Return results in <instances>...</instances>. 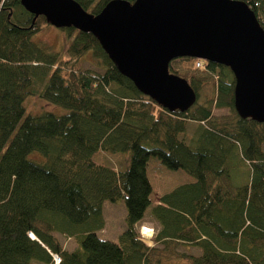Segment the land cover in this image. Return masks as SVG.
<instances>
[{
  "label": "trees",
  "instance_id": "obj_1",
  "mask_svg": "<svg viewBox=\"0 0 264 264\" xmlns=\"http://www.w3.org/2000/svg\"><path fill=\"white\" fill-rule=\"evenodd\" d=\"M76 1L97 14L111 0ZM242 1L264 29V0ZM49 25L21 0H0V264H264V123L237 113L230 68L173 59L169 71L187 80L197 100L169 111L119 72L93 34L61 28L72 37L64 59L35 42ZM89 52L100 71L77 68ZM211 84L215 95L200 103ZM35 95L66 112L27 114ZM217 109L229 115L217 118ZM190 123L199 131L189 136ZM237 150L251 168L243 185L232 183L227 165ZM107 155H124V167L108 165ZM150 157L195 180L151 208L158 223L151 248L136 238L151 206ZM105 201L126 207L117 241L97 235Z\"/></svg>",
  "mask_w": 264,
  "mask_h": 264
},
{
  "label": "water",
  "instance_id": "obj_2",
  "mask_svg": "<svg viewBox=\"0 0 264 264\" xmlns=\"http://www.w3.org/2000/svg\"><path fill=\"white\" fill-rule=\"evenodd\" d=\"M36 19L93 34L121 74L169 111H186L197 95L169 71L190 57L229 67L234 106L264 123V29L242 0H111L93 14L76 0H21Z\"/></svg>",
  "mask_w": 264,
  "mask_h": 264
},
{
  "label": "rangeland",
  "instance_id": "obj_3",
  "mask_svg": "<svg viewBox=\"0 0 264 264\" xmlns=\"http://www.w3.org/2000/svg\"><path fill=\"white\" fill-rule=\"evenodd\" d=\"M33 40L51 47L54 51L59 53L60 58L64 59L68 57L67 50L72 40L67 35V32L57 28L53 25L46 26L42 31L37 33ZM77 68L81 71H100L98 66V61L94 58L92 53H88L85 57L78 63ZM218 72V69H216ZM66 73V72H64ZM38 87H41L42 84L37 82ZM215 95V86L213 84L207 85L203 88L200 93L199 102L203 103L208 97ZM25 108L27 114H40L43 111L54 112L56 115H62L66 112L65 109L55 106L41 98L31 96L25 102ZM229 115L228 109H217L214 111V116L217 118L227 117ZM198 123H190L189 125V136L196 134L199 129ZM264 149V145H263ZM105 162L117 169H122L124 167L125 156L124 155H107L102 157ZM149 175L152 179V184L155 192L151 196V205L156 202V194L163 191H168L171 188L177 186L181 183V176L186 175L182 170H171L165 166L161 160L157 157L149 158ZM228 167L230 169L232 183L234 185H243L247 183L250 179L251 168L242 158H240V153L237 150V154L230 156L228 159ZM103 215L105 219V227L103 230L98 231L97 235L102 239H107L111 241H117L119 234L125 229V216H126V207L125 204L120 201L117 203H111L105 201L103 204ZM149 224L154 226L155 229L158 227L157 222H155L154 217L151 214V207L146 211L145 217L143 220L137 224V231L139 233V228L141 225ZM62 244L68 250L75 248L76 243L73 240L67 239L63 236H59ZM180 250L189 254H199L200 250L196 247H180ZM181 264L182 262H178ZM31 264H40V262L33 260Z\"/></svg>",
  "mask_w": 264,
  "mask_h": 264
},
{
  "label": "clouds",
  "instance_id": "obj_4",
  "mask_svg": "<svg viewBox=\"0 0 264 264\" xmlns=\"http://www.w3.org/2000/svg\"><path fill=\"white\" fill-rule=\"evenodd\" d=\"M156 236L157 231L155 227L149 224H144L140 226L139 233L136 238L139 242L151 248L156 246Z\"/></svg>",
  "mask_w": 264,
  "mask_h": 264
},
{
  "label": "crops",
  "instance_id": "obj_5",
  "mask_svg": "<svg viewBox=\"0 0 264 264\" xmlns=\"http://www.w3.org/2000/svg\"><path fill=\"white\" fill-rule=\"evenodd\" d=\"M147 176H148V179H149L150 184H151V186H152V193H151V195H150V200L152 201L151 196H152V194L155 192V190H154V188H153L152 179H151V177H150V175H149V163L147 164ZM181 179H182L181 183L178 184L177 186L171 188L170 190H168V191H163V190H162L160 193H155V194L157 195V196H156V197H157V198H156V202H154V204L151 205L150 207L152 208L153 206H155V205H157V204H160V198H161L164 194H166V193L172 191L174 188H176V187H178V186H180V185H182V184L192 183V182L195 181L194 178H192L191 176H189V175L186 176V175H183V174H182V176H181ZM144 217H145V216H144ZM155 222H157V221L155 220ZM157 225H158V223H157Z\"/></svg>",
  "mask_w": 264,
  "mask_h": 264
},
{
  "label": "built area",
  "instance_id": "obj_6",
  "mask_svg": "<svg viewBox=\"0 0 264 264\" xmlns=\"http://www.w3.org/2000/svg\"><path fill=\"white\" fill-rule=\"evenodd\" d=\"M204 64H205V61L204 60H202V59H197V61H196V67H198V68H202V67H204ZM32 236V235H31ZM33 237V236H32ZM55 261L58 263L59 261H60V259L57 257V256H55Z\"/></svg>",
  "mask_w": 264,
  "mask_h": 264
}]
</instances>
